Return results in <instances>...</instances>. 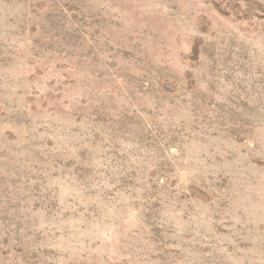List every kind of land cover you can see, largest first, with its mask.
<instances>
[{"label": "rangeland", "instance_id": "obj_1", "mask_svg": "<svg viewBox=\"0 0 264 264\" xmlns=\"http://www.w3.org/2000/svg\"><path fill=\"white\" fill-rule=\"evenodd\" d=\"M0 264H264V0H0Z\"/></svg>", "mask_w": 264, "mask_h": 264}, {"label": "trees", "instance_id": "obj_2", "mask_svg": "<svg viewBox=\"0 0 264 264\" xmlns=\"http://www.w3.org/2000/svg\"><path fill=\"white\" fill-rule=\"evenodd\" d=\"M236 9V13L238 14V15H240L241 14V11L238 9V8H235ZM222 13H223V15H227V13L226 12H223V11H221Z\"/></svg>", "mask_w": 264, "mask_h": 264}]
</instances>
